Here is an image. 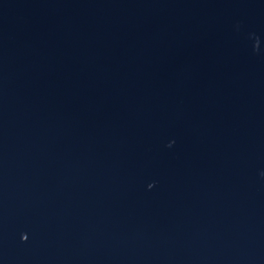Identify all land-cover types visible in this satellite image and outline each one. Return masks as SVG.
I'll return each instance as SVG.
<instances>
[{"label":"water","instance_id":"obj_1","mask_svg":"<svg viewBox=\"0 0 264 264\" xmlns=\"http://www.w3.org/2000/svg\"><path fill=\"white\" fill-rule=\"evenodd\" d=\"M0 264H264V0H0Z\"/></svg>","mask_w":264,"mask_h":264}]
</instances>
